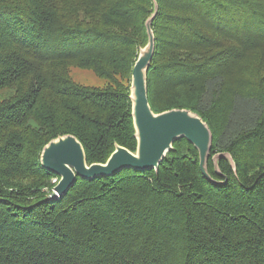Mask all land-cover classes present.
<instances>
[{
  "label": "trees",
  "instance_id": "16d2710c",
  "mask_svg": "<svg viewBox=\"0 0 264 264\" xmlns=\"http://www.w3.org/2000/svg\"><path fill=\"white\" fill-rule=\"evenodd\" d=\"M156 1L149 104L207 122L208 172L224 182L178 138L157 172L77 176L48 198L50 139L75 135L88 164L114 143L135 150L130 75L153 0H0V264H264V62L259 48L249 57L264 46V0ZM253 61L248 85H231L228 71ZM73 67L104 85L76 82ZM221 151L236 173L223 157L215 173Z\"/></svg>",
  "mask_w": 264,
  "mask_h": 264
},
{
  "label": "water",
  "instance_id": "95a60500",
  "mask_svg": "<svg viewBox=\"0 0 264 264\" xmlns=\"http://www.w3.org/2000/svg\"><path fill=\"white\" fill-rule=\"evenodd\" d=\"M157 9V1L153 0V12L144 22L147 40L139 49L130 75L128 97L131 103L133 136L136 139L135 150L114 143L113 151L104 162L88 164L84 148L75 135L68 133L50 139L39 154L41 166L59 177L48 198L63 196L77 176L83 179L107 177L124 168L140 171L153 169L157 172L160 162L167 152L173 150V143L178 138L186 139L197 150L198 167L207 180L224 182L215 181L208 172L212 133L207 122L188 108L154 112L149 104L147 71L154 54V32L151 24ZM222 157L226 158L236 173V164L227 151L216 152L211 156L215 173L224 177L218 166V160Z\"/></svg>",
  "mask_w": 264,
  "mask_h": 264
},
{
  "label": "rangeland",
  "instance_id": "374dc122",
  "mask_svg": "<svg viewBox=\"0 0 264 264\" xmlns=\"http://www.w3.org/2000/svg\"><path fill=\"white\" fill-rule=\"evenodd\" d=\"M71 2H75V1H71ZM77 3V2H76ZM95 2L92 1L91 4H94ZM79 4V3H78ZM260 45H249L253 46V50H251V52H249V57L252 60L253 58L256 57L257 54V49L259 48V58L258 61L260 63L264 62V46ZM256 65L257 62L253 61L247 65H244L240 68H236L233 67L230 71H228V78H229V83L233 86H235L236 88L243 90L245 86L248 85V80L252 77L250 72H254L253 69H256ZM249 66H251V68H249ZM70 75L71 77L76 81L79 82L81 84L84 85H91V86H103L104 85V81L103 79L97 77L91 70L89 69H82V68H78V67H73L70 69ZM4 95L0 94V98ZM230 98L225 96V102H229ZM242 110H245L246 108L244 106H240ZM59 177H51L50 179H48V185H47V189L45 188L46 192L48 193L47 197L50 196L52 190V187L56 184V182L58 181ZM49 186V187H48Z\"/></svg>",
  "mask_w": 264,
  "mask_h": 264
}]
</instances>
